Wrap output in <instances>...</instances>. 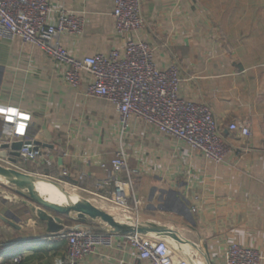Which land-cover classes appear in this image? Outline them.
Segmentation results:
<instances>
[{"label":"crops","instance_id":"1","mask_svg":"<svg viewBox=\"0 0 264 264\" xmlns=\"http://www.w3.org/2000/svg\"><path fill=\"white\" fill-rule=\"evenodd\" d=\"M49 5L83 17L80 37H60L76 57L107 55L118 45L113 0H49ZM141 13L145 24L135 38L154 48L159 70L179 67L182 98L210 108L226 147L222 163L205 160L142 121L131 119L123 131L110 103L87 97L85 84L78 89L65 85L61 66L19 40L0 39V143L5 141L6 108L30 115L27 137L41 143L55 167L21 157L16 163L57 177L66 170L74 178V187L64 186L69 193L132 226L133 214L90 194L115 179L100 166H109L121 147L128 168L136 171L132 181L143 202L140 224L174 229L193 243L200 237L212 264L230 242L255 249L264 264V0H142ZM232 123L245 124L250 137L229 131ZM78 175H84L83 181L76 180ZM119 178L125 180L126 172ZM0 184V264H15V259L63 264V233L76 227L111 232L100 221L71 216L64 218L61 231L49 233L47 213L32 211L13 186ZM112 190L111 184L103 192ZM91 199L108 203V210ZM80 264L147 263L118 235L111 249L98 248Z\"/></svg>","mask_w":264,"mask_h":264},{"label":"built area","instance_id":"2","mask_svg":"<svg viewBox=\"0 0 264 264\" xmlns=\"http://www.w3.org/2000/svg\"><path fill=\"white\" fill-rule=\"evenodd\" d=\"M141 3L142 0H113L114 36L119 42L107 55L78 58L66 50L60 37H80L84 19L73 12L52 9L49 0H0V39L19 40L23 45L41 50L62 67L65 85L78 89L85 84L87 97L110 103L118 114L123 131L131 119L142 121L157 133L181 142L205 160L220 164L226 156V147L210 108L182 98L179 67L171 65L164 71L159 70L154 63V48L135 38L145 24ZM50 15L54 17L52 23L49 22ZM2 116L5 141L23 143L19 153L24 162L47 169L55 167L49 155L35 144L36 141L27 137L30 115L6 108ZM228 129L239 132L244 138L251 135L245 124L232 123ZM0 166L39 176L13 163L3 152H0ZM100 167L114 175L115 179L112 182L103 181L98 184V191L90 194L129 215L133 214L132 226L138 227L143 202L134 194L132 176L136 171L128 168L125 150L118 148L109 166L102 164ZM121 172H126L125 180L119 178ZM41 177L74 187V178L64 169L60 170L58 179ZM83 179L84 175L76 177L79 182ZM111 184L113 190L104 193V188ZM117 236L112 232H91L84 227L70 229L61 235L67 243V258L63 264H80L98 248L111 249L113 238ZM121 238L135 257L147 264H187L156 237L129 234ZM215 256L214 264H261L255 249L237 242L228 243L222 255ZM14 263L18 264L19 259H15Z\"/></svg>","mask_w":264,"mask_h":264},{"label":"water","instance_id":"3","mask_svg":"<svg viewBox=\"0 0 264 264\" xmlns=\"http://www.w3.org/2000/svg\"><path fill=\"white\" fill-rule=\"evenodd\" d=\"M35 144L40 147L41 143L36 141ZM22 145L21 141H2L0 151L5 152L10 160L16 163V159L20 157L19 151ZM0 179L9 186H13L17 193L23 197V203L32 211L40 212L42 210L47 213L44 221L49 233L54 234L61 231L64 218L75 216L77 220L82 222L86 220L100 221L112 233L119 236L139 234L156 237L163 241L174 254L185 260L187 264H211L200 237H198L197 243H193L179 236L174 229L168 227H161L153 223H141L135 228L118 223L114 217L95 207L88 200L69 193L61 183L41 176L24 174L0 166ZM39 184L50 185L61 198L53 200L42 195L37 190Z\"/></svg>","mask_w":264,"mask_h":264},{"label":"bare ground","instance_id":"4","mask_svg":"<svg viewBox=\"0 0 264 264\" xmlns=\"http://www.w3.org/2000/svg\"><path fill=\"white\" fill-rule=\"evenodd\" d=\"M37 190L39 191V193H41L42 195L53 199V200H58L61 197L59 196V194L57 193V191L51 187L50 185H46V184H39L37 185Z\"/></svg>","mask_w":264,"mask_h":264},{"label":"rangeland","instance_id":"5","mask_svg":"<svg viewBox=\"0 0 264 264\" xmlns=\"http://www.w3.org/2000/svg\"><path fill=\"white\" fill-rule=\"evenodd\" d=\"M29 170H30L31 173H36L39 176H47V177H50L52 179H58L55 172H51L52 174H50V175H42L41 169H38L35 166L33 167V169H29ZM0 183H3V181L1 179H0ZM91 200H93V203L97 204V206L103 207V209L106 208L108 210V208H109V204L108 203L100 202L99 200H94V199H91Z\"/></svg>","mask_w":264,"mask_h":264},{"label":"trees","instance_id":"6","mask_svg":"<svg viewBox=\"0 0 264 264\" xmlns=\"http://www.w3.org/2000/svg\"><path fill=\"white\" fill-rule=\"evenodd\" d=\"M30 139V138H29ZM42 174H45V175H50L52 174L50 171H47L46 169H42ZM20 264V263H19Z\"/></svg>","mask_w":264,"mask_h":264}]
</instances>
